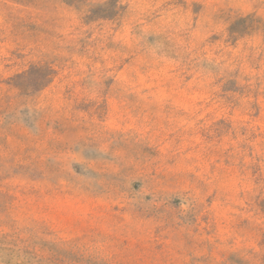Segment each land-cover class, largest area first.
I'll list each match as a JSON object with an SVG mask.
<instances>
[{
  "label": "rangeland",
  "instance_id": "obj_1",
  "mask_svg": "<svg viewBox=\"0 0 264 264\" xmlns=\"http://www.w3.org/2000/svg\"><path fill=\"white\" fill-rule=\"evenodd\" d=\"M0 264H264V0H0Z\"/></svg>",
  "mask_w": 264,
  "mask_h": 264
}]
</instances>
